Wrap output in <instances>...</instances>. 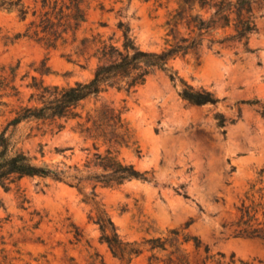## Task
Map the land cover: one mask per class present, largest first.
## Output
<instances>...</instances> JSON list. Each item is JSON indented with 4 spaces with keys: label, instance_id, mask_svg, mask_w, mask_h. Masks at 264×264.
<instances>
[{
    "label": "rangeland",
    "instance_id": "1",
    "mask_svg": "<svg viewBox=\"0 0 264 264\" xmlns=\"http://www.w3.org/2000/svg\"><path fill=\"white\" fill-rule=\"evenodd\" d=\"M156 5L155 0H84L87 21L78 37L100 33L102 39L113 34L117 38L122 19L131 25L142 49L160 51L166 46V21L178 4L170 0L158 10ZM256 15L259 31L249 40L254 53L245 52L242 45L205 42L199 57L189 54L172 62L180 78L210 90L218 98L216 104H189L180 96L181 82L157 71L133 91L109 88L79 108L85 114L106 103L124 110L142 150L138 156L134 148H123L120 156L148 171L147 180L97 188L96 201L121 238L142 244L143 252L130 264H149L152 254L166 258L172 247L150 250L144 241L166 236L172 228L183 229L189 221L184 232L202 243L198 250L192 243L181 245L192 264H201L206 245L211 253H224L226 262L235 254L242 260L236 264H264V240L235 237L230 226L250 183L264 184V2ZM24 29L25 22L15 13L0 9V68L18 66L24 104L33 92L28 87L33 76L60 86L93 77L95 57H78L71 42L53 49L16 38ZM40 68L48 72L42 75ZM217 113L227 120L223 128L216 123ZM76 122L64 117L56 122L61 129L42 121L16 127L14 140L38 163L64 162L72 169L69 182L25 177L18 187L0 186V264H128L101 240L98 224L90 219L95 204L86 202L74 186V164L84 163L87 149L93 152L91 141L74 130ZM86 186L85 193L91 189Z\"/></svg>",
    "mask_w": 264,
    "mask_h": 264
},
{
    "label": "trees",
    "instance_id": "2",
    "mask_svg": "<svg viewBox=\"0 0 264 264\" xmlns=\"http://www.w3.org/2000/svg\"><path fill=\"white\" fill-rule=\"evenodd\" d=\"M170 0H155L158 8ZM166 21V46L160 51L142 49L137 43L131 25L120 19L117 29L120 32L107 39L97 33L78 37V31L87 21L84 0H0V9L15 13L19 21L25 22V29L16 38H28L43 44L46 48H59L69 42L74 43L78 57H95L97 65L93 77L87 81H77L74 85H50L33 76L28 87L33 89L28 103L21 100L20 86L17 84L18 66L0 68V186L9 190L18 187L25 177L50 178L55 181L69 182L71 166L64 162L38 163L14 140L16 127L22 122L42 121L56 123L60 118L74 117L77 120L74 130L86 141H91L93 152L83 164H74V186L84 194L86 202L95 204V215L90 216L98 224L105 242L113 255L127 260L130 264L134 257L143 252L142 244L125 241L106 212L96 201L98 187H117L132 179L147 180L148 171H140L133 163L121 158V150L129 148L141 156L138 140L125 118L124 110L103 103L83 114L79 111L82 103L89 99L98 100L101 93L109 88L135 90L157 71L165 72L172 81L182 84L180 96L189 104L202 106L216 104L218 98L204 87H195L174 70L172 62L189 54L200 56L205 42L208 46L219 44L226 47L242 45L247 53L256 50L249 47L251 35L259 31L257 12L264 0H176ZM105 11V5L100 3ZM112 10V9H110ZM100 26H107L99 22ZM43 75L48 69L40 68ZM264 109V106H261ZM218 127L226 125L222 113L215 115ZM58 129L61 124L56 123ZM225 132V131H224ZM91 189L85 193L86 185ZM0 198V206H2ZM237 215L230 223L235 237L258 238L264 240V184L262 180L250 183L249 189L236 207ZM172 228L166 236L144 241L150 250H173L166 258L152 254L149 264H192L188 252L181 245L192 243L198 250L200 239ZM205 257L201 264H236L235 254L228 262L222 252L211 253L204 247ZM103 263V262H102ZM50 264V263H46Z\"/></svg>",
    "mask_w": 264,
    "mask_h": 264
}]
</instances>
